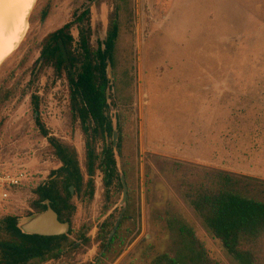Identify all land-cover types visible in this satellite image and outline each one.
Here are the masks:
<instances>
[{
  "label": "rangeland",
  "instance_id": "1",
  "mask_svg": "<svg viewBox=\"0 0 264 264\" xmlns=\"http://www.w3.org/2000/svg\"><path fill=\"white\" fill-rule=\"evenodd\" d=\"M84 6L91 8L95 48L119 9L110 115L117 129L123 127L116 158L128 203L114 235L120 238L102 257L99 228L108 219L115 226L124 206L123 188L115 184L107 193L98 171L94 199L74 196L71 224V240L81 243L83 233L91 244L29 264H150L159 254H174L179 236L168 226L171 216L196 230L211 258L237 264L187 203L183 184L207 182L206 172H226L243 179L242 194L264 201V0H35L23 40L0 64V173L27 176L0 200V221L29 216L35 189L61 166L37 127L33 94L40 95L47 127L77 148L86 170L68 80L48 66L33 76L43 39Z\"/></svg>",
  "mask_w": 264,
  "mask_h": 264
},
{
  "label": "trees",
  "instance_id": "2",
  "mask_svg": "<svg viewBox=\"0 0 264 264\" xmlns=\"http://www.w3.org/2000/svg\"><path fill=\"white\" fill-rule=\"evenodd\" d=\"M50 10L51 4L48 3L40 14L42 22L46 21ZM118 10L117 7L111 16L107 36L97 48L92 44L89 6L76 11L71 21L49 33L42 41L37 67L42 62L41 68L51 67L56 77L65 75L68 80L72 121L79 125L85 140L86 170L82 169L77 148L55 136L47 127L42 118L40 95L33 94L37 127L61 166L35 190L36 198L30 213L46 210L48 207L44 202L49 200L59 219L72 224L77 212L74 196L94 199L98 171L102 173L107 193L115 184L123 188L116 158V151L122 153L123 127L118 124L119 138L115 148L112 141L115 127L110 115L114 104L111 92L115 84L108 73L109 64L113 69L116 67L121 31ZM73 29L78 31L77 36ZM206 175L207 182L183 184L187 203L237 264H264V201L242 194L241 177L221 171L206 172ZM71 187L75 194L71 193ZM129 218L127 213L124 220ZM168 226L171 230L177 229L179 236L174 254H159L150 264H220L211 258L205 243L184 218L171 216ZM112 227L115 226L111 219L103 222L95 239L101 243L103 256L120 238L118 234L109 243ZM72 232L71 228L69 233L60 236L28 235L18 227L17 216H5L0 221V264L57 259L67 247L80 248L91 244L92 237L83 233L79 236L81 243H77V239L71 240Z\"/></svg>",
  "mask_w": 264,
  "mask_h": 264
},
{
  "label": "water",
  "instance_id": "3",
  "mask_svg": "<svg viewBox=\"0 0 264 264\" xmlns=\"http://www.w3.org/2000/svg\"><path fill=\"white\" fill-rule=\"evenodd\" d=\"M42 63H39L36 73L41 68ZM35 73V74H36ZM109 76L112 78V66L109 64L108 67ZM115 131L113 134L114 147H117L118 142V129L114 125ZM108 139V138H107ZM121 182L123 185V197L121 204L124 206L123 211L111 232L109 237V243L112 241L116 231L118 230L121 220L124 216V212L128 203V185L124 174H121ZM72 193L74 194V188H72ZM48 209L42 212L33 213L23 219L19 220L18 227L23 233L28 235H42V236H60L65 235L70 231L71 224L69 222H62L59 219L57 212L51 207L50 202L46 201ZM103 253L101 254V256Z\"/></svg>",
  "mask_w": 264,
  "mask_h": 264
},
{
  "label": "bare ground",
  "instance_id": "4",
  "mask_svg": "<svg viewBox=\"0 0 264 264\" xmlns=\"http://www.w3.org/2000/svg\"><path fill=\"white\" fill-rule=\"evenodd\" d=\"M35 0H0V64L12 56L29 27Z\"/></svg>",
  "mask_w": 264,
  "mask_h": 264
},
{
  "label": "built area",
  "instance_id": "5",
  "mask_svg": "<svg viewBox=\"0 0 264 264\" xmlns=\"http://www.w3.org/2000/svg\"><path fill=\"white\" fill-rule=\"evenodd\" d=\"M24 180L23 172L0 173V200L7 199L10 191L22 184Z\"/></svg>",
  "mask_w": 264,
  "mask_h": 264
},
{
  "label": "flooded vegetation",
  "instance_id": "6",
  "mask_svg": "<svg viewBox=\"0 0 264 264\" xmlns=\"http://www.w3.org/2000/svg\"><path fill=\"white\" fill-rule=\"evenodd\" d=\"M77 32H78V31H77ZM77 35H78V33H77ZM40 63H42V62H40ZM41 67H42V66H41ZM37 68H38V67H37ZM112 69H113V68H112ZM36 70H37V69H36ZM35 73H36V71H35ZM109 77H110V76H109ZM110 78H111V77H110ZM109 94H110V90H109ZM113 123H114V122H113ZM118 134H119V133H118ZM55 136H56V135H55ZM107 138H108V137H107ZM118 138H119V135H118ZM107 141L109 142L110 139L108 138ZM112 141H113V137H112ZM117 144H118V142H117ZM113 145H114V143H113ZM60 163H61V162H60ZM15 172H22V171H15ZM23 173H24V172H23ZM49 176H50V175H49ZM26 179H27V176H26V173H24V180H26ZM24 180H23L22 184H21L20 186H18V187H21V186L24 184ZM48 180H49V177H48ZM48 180H47V181H48ZM47 181H46V182H47ZM46 182H44L43 184H45ZM102 182H103V181H102ZM40 185H41V184H40ZM40 185H39V186H40ZM39 186H38V187H39ZM18 187H16V188H18ZM38 187H37V188H38ZM37 188H36V189H37ZM72 188H73V187H71V190H72ZM13 189H14V188H13ZM36 189H35V190H36ZM11 191H12V190H11ZM11 191H10V194H11ZM71 193H72V191H71ZM72 194H73V193H72ZM74 194H75V190H74ZM9 196H10V195H9ZM8 198H9V197H8ZM4 200H6V199H4ZM4 200H2V201H4ZM47 201H49V200H47ZM49 202H50V201H49ZM44 203H46V201H45ZM31 204H32V203H31ZM46 205H47V204H46ZM50 205H51V204H50ZM47 207H48V206H47ZM31 209H32V207H31ZM47 209H48V208H47ZM47 209H46V210H47ZM44 211H45V210H44ZM37 212H42V211H36V212H33V213H37ZM33 213H31V214H33ZM121 213H122V212H121ZM31 214H30V215H31ZM120 215H121V214H120ZM11 216H12V215H11ZM58 216H59V215H58ZM119 217H120V216H119ZM118 219H119V218H118ZM19 220H20V219H19V217H18V223H19ZM60 221H61V220H60ZM62 222H63V221H62ZM65 222H67V221H65ZM69 223H70V222H69ZM70 224H71V223H70ZM115 225H116V224H115ZM70 229H71V227H70ZM21 231H22V230H21ZM68 233H69V232H68ZM24 234H25V233H24ZM110 235H111V234H110ZM102 253H104V252H102ZM102 253H101V254H102ZM36 260H39V259H36ZM32 261H33V260H32ZM41 261H45V260H41ZM28 264H29V263H28Z\"/></svg>",
  "mask_w": 264,
  "mask_h": 264
},
{
  "label": "crops",
  "instance_id": "7",
  "mask_svg": "<svg viewBox=\"0 0 264 264\" xmlns=\"http://www.w3.org/2000/svg\"><path fill=\"white\" fill-rule=\"evenodd\" d=\"M222 92H225V91H222ZM208 150H210V148Z\"/></svg>",
  "mask_w": 264,
  "mask_h": 264
}]
</instances>
